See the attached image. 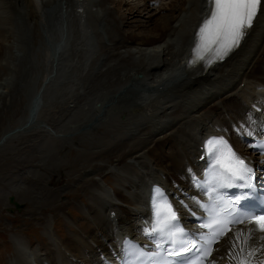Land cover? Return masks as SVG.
I'll return each instance as SVG.
<instances>
[{"label":"bare ground","instance_id":"bare-ground-1","mask_svg":"<svg viewBox=\"0 0 264 264\" xmlns=\"http://www.w3.org/2000/svg\"><path fill=\"white\" fill-rule=\"evenodd\" d=\"M148 1L150 6L136 4L123 15L119 11L122 0H117L116 6H112V0H56L49 6L44 0H0V127L4 131L0 146L28 128L40 133L34 137L40 138L39 145L58 141L60 148L56 146V152L51 151V144L47 147L51 152H46L44 159L38 154L30 162L40 164L50 182L55 173H69L88 199L82 211L91 223L85 230H72L63 241L47 218L44 224L48 243L37 246L14 233L15 251L8 264H105V256L118 251L117 234L121 239L141 234L148 212L149 187L154 181L170 186L176 196L192 190L187 169L195 171L199 167L195 164L198 154H193L203 137L229 128L231 138L242 147L231 119L234 113L246 117L248 104L257 102L263 92L264 0L240 46L209 67L205 61L196 67L189 63L194 36L207 14V0H172L162 6V0ZM148 7L153 8L152 12L172 10L173 14L161 15L151 35L143 33L141 24L138 32L123 30L127 21L136 23L134 17L143 15ZM20 17L22 23L18 21ZM98 24L106 27L109 43L100 36ZM54 34L61 37L59 47L52 38ZM72 34L75 43L71 48L76 46V50L67 55L70 52L64 50L63 43L70 42ZM92 36L95 42L99 40L95 51L88 46ZM24 52L28 54L25 64H18ZM70 68L78 75L65 80ZM162 80L167 84L154 95L137 94L142 101L133 110H126L124 103L118 108L122 101L113 98L120 90L125 98L134 97L136 85L154 86ZM58 85L64 102L50 117L42 118L40 100H51V90ZM26 96L31 99L28 117L20 123V118H15L16 127L15 121L7 126L10 105L22 104ZM86 101L90 106L82 108ZM221 101L224 106L219 104ZM100 128L103 129L99 131ZM6 129L12 130L10 134ZM73 143L83 146L76 149L74 157ZM107 174L114 176V189L106 182ZM11 197L15 201L16 197ZM61 201L54 207L63 214L68 201ZM67 220L74 223L69 217ZM241 228L254 226L234 228L217 246L210 264L213 260L215 264H234L227 258L231 248L228 240ZM260 237L264 233L254 232L249 240L248 248L258 250L251 264L264 261V239Z\"/></svg>","mask_w":264,"mask_h":264},{"label":"snow or ice","instance_id":"snow-or-ice-1","mask_svg":"<svg viewBox=\"0 0 264 264\" xmlns=\"http://www.w3.org/2000/svg\"><path fill=\"white\" fill-rule=\"evenodd\" d=\"M207 2V14L193 39L190 65L205 61L211 66L217 60H224L240 46L262 8V0ZM261 103L264 104V101ZM232 127L237 136L251 138L254 143L249 147L264 156V121L258 122L250 111L244 120ZM227 132V129L218 131L202 141L200 159L207 161V167L199 176L192 168L187 169L192 186L202 194L189 199L201 210V214L197 215L183 200L180 204L196 218L197 228L188 229L183 225L178 215L179 209L165 190L153 186L149 193L152 218L145 222L142 234L160 251L149 253L146 251L147 245L142 246L126 237L120 239L117 234L120 264H193V261L204 264V260L212 256V245L219 243L220 238L232 230L230 226L244 224L245 221L254 228H241L232 234L228 240L231 248L227 258L234 264H251V258L258 250L248 248L249 240L254 232L264 233V185L254 183L251 161L234 150ZM232 189L235 191H228ZM249 200L259 201V205L247 208L245 204ZM199 229H207L208 232H200ZM165 244L169 247L165 248ZM161 251L173 259L161 258ZM106 264L109 262L106 261ZM212 264H215L214 260ZM260 264H264V261H260Z\"/></svg>","mask_w":264,"mask_h":264},{"label":"rangeland","instance_id":"rangeland-1","mask_svg":"<svg viewBox=\"0 0 264 264\" xmlns=\"http://www.w3.org/2000/svg\"><path fill=\"white\" fill-rule=\"evenodd\" d=\"M112 1H114V3H112V6H116L115 2H117V0H112ZM122 1H123V3L119 5L120 6L119 11H120V13H123V15H125V14L127 15L129 8L131 6H135L136 4H141V3L143 4L144 3L143 5H146V6L149 5L148 0H122ZM162 1H163V4H161L160 6L168 5L172 0H162ZM175 2H179V0H175ZM155 7L156 6H154L153 8H155ZM152 9L151 8L149 9V7H148V9L145 10V12H143V15L134 17V21L136 23H133V22L130 23L131 20L127 21L128 23H126V26L123 27V30L126 32H130V31L138 32L137 26H138V24H141L142 30H143V28L145 29V30H143V33H146L147 35H151V32L153 30L152 29L153 25L157 21L161 20V15L164 16L165 14H168V15L173 14L172 10H169V11L164 10L161 12L159 10H154L152 12ZM21 19L22 18L20 17L18 21L22 23L24 20H21ZM98 29L101 31L100 36L103 35L105 37V39H106L105 42L106 41L109 42L108 37H107L108 34H107L106 27H103V26L101 27V25L98 24ZM65 30H64V32L66 34V32H67L66 26H65ZM17 32H19V31H17ZM111 32H113V30H111ZM52 38L56 42L55 43V44H57L56 46L59 47L58 45H60L62 43L60 41L61 37L58 34H54V36ZM72 39H74L73 34H72V38H70V42L66 43V41H65L63 43V48H65L64 50H67V52H70V54L68 53L67 55H72L74 50H76V46L71 48V43H75V39L74 40H72ZM71 41H73V42H71ZM143 42L144 41H140L139 43L142 44ZM66 44L68 45V47ZM88 46L92 49V51H95V49L97 47H99V44H96L95 38L92 36V38H90V40H89ZM68 48H71V49H68ZM27 56H28L27 53H25V52L22 53V57L18 60V64L24 65ZM25 72H26V70H25ZM69 72L70 73H68L67 77H65V80H68V78L78 75V73H74L73 69H71V68L69 69ZM61 84L63 85V81H61L59 85L61 86ZM59 85L56 89L51 90V93L54 96V97L52 96L51 100H48V101H47V99L40 100L39 108L41 110L39 109V111L41 112L42 118L45 115L46 116H49L50 114L52 115L53 111L56 110V106L59 104H62L64 102V100H63L64 97L62 95V88L63 87L61 86L62 87L61 88ZM58 91H60V92H58ZM124 98H125V95H123L121 98L118 99V101H122L119 104L118 108H122L123 103H124L125 106H123V107L128 106L129 108L132 109V107L130 106V102L134 101L135 98L129 97V99H131V101L129 99H126V98L124 99ZM30 100L31 99L30 98L28 99V97L26 96V97H23L22 104H20V105L14 104L12 106L10 105L11 110L8 111V116L9 115L10 116L6 118V125L7 126H11V124L15 121L14 126L16 127L18 124V121L20 123L22 119H24V118L26 119L28 117V108H29L28 106L30 104ZM92 100H94V99H92ZM140 100H141V96L137 97V102L134 106L135 108L138 106V102ZM10 102H12V101H10ZM52 104H54V105L56 104L55 107L54 106L51 107ZM87 104L89 105L88 101L84 102L82 105V108L87 107ZM70 105L73 106L74 104H70ZM3 110H4V108H3ZM13 110H14V112H13ZM76 114H79L78 110H77ZM225 117L227 119H229V116L225 115ZM15 118H17V119L20 118V119H18V121H17ZM8 121H9V123H8ZM15 127H13V128H15ZM13 128H11V129H13ZM8 129H6L5 131H8ZM11 129H10V131H12ZM102 129L103 128H100L99 131H101ZM33 130L34 129L31 130L28 128V131H26V132H24V134L18 136V138H13L10 140L9 143H6L9 140V138H8L5 141L6 144L3 143L0 146V264H8L10 258L12 257V255L15 251L13 239H12V235L14 233L20 234L21 236H23L25 238L26 241H28V242L32 241L31 243L33 246H35V245L37 246L39 244L48 243V239L46 236V225L44 224V223H47L46 222L47 218L51 222V224H53L54 232H56L59 236H61V238L64 241H66L68 239V237L70 236V233L72 231V230H69V225H68L69 223H68L67 217L72 216L73 220L77 224H80V227H82V229H84V230L87 228V225L90 223L88 221V219L85 218L86 215L84 214V212L81 210V206H83L82 202L84 201L85 203H87L88 199L85 196V194L80 191L81 186H79V184H77V183H74L75 181L73 182L74 178H72L69 175V173H66L64 175H63V173L61 175L59 173L58 174L55 173L56 175L55 174L52 175V177H54V180L50 182L48 180V178H45V174L43 172L44 169H42L43 167H40V164H38V165L34 164V162H36V161L32 162V164H31L30 161L34 157H37L38 154H39L38 158L42 157V159H44L46 152H51V151L56 152V149L59 146L58 141H55L54 143H51L53 141H51V142L48 141L49 143L48 142L46 143L44 141V144L42 143L39 145V142H40L39 139L40 138L39 139L36 138L37 140H35L34 137H37L38 135H40V133H37L36 129H35V131H33ZM10 131H8L6 133L10 134L9 133ZM3 132L4 131L2 130V127H0V136ZM32 132H34L35 134H32ZM12 136H13V134L11 135V137ZM35 141H37V142H35ZM67 143L70 144L69 142H67ZM51 144H52V146H51ZM71 145H72V147L74 146L73 148L75 149L72 153V157H74L77 154L76 149L80 150L81 148H83V146L81 143H78V145L73 143ZM48 146H51V151L49 148H47ZM59 148H60V146H59ZM59 148H58V150H59ZM35 150H37V152ZM62 151L68 152L67 149H64ZM66 152H64V153L66 154ZM32 153H33V155H32ZM20 157H22V159H24L23 160L24 162L21 161L22 159ZM26 161L28 164L26 163ZM38 163H40V162H38ZM30 164H31V166H29ZM20 165H21V167H20ZM22 167H24V168L26 167V168L24 169ZM35 167H36V169H35ZM18 170H20V171H18ZM65 171H63V172H65ZM18 174H19V176H18ZM106 182L109 183L111 185V187L114 188V184H113L114 176L112 177L111 174H107ZM64 186H66V187H64ZM60 190H62V192H60ZM14 191H16V192H14ZM64 191H65V193H64ZM7 192H11V193L14 192L12 195H14L16 197L15 201L19 203V206H16L15 204L10 202V196H12V195L8 196L9 194H7ZM59 193L61 194V197H59ZM28 194L31 196L30 198H28L29 197ZM45 200H46V202H45ZM61 200H64L66 202L68 201V204L63 208V212H64L63 214L59 213L57 210L55 211V209L57 207L56 205L60 206V203L62 202ZM36 201H41V202L36 203ZM36 204L37 205L39 204V206H36ZM51 205H53V206H51ZM54 206H56V207H54ZM76 214H78V215H76ZM50 219H52V220H50ZM73 229H75V228H73ZM27 239H29V240H27Z\"/></svg>","mask_w":264,"mask_h":264},{"label":"water","instance_id":"water-1","mask_svg":"<svg viewBox=\"0 0 264 264\" xmlns=\"http://www.w3.org/2000/svg\"><path fill=\"white\" fill-rule=\"evenodd\" d=\"M10 201H11L12 203L16 204L15 201H14V198H13V197H10ZM16 205H18V204H16Z\"/></svg>","mask_w":264,"mask_h":264}]
</instances>
